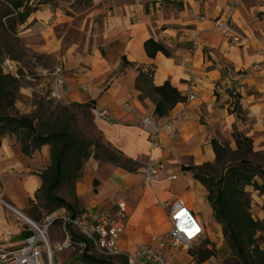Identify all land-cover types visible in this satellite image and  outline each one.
I'll return each mask as SVG.
<instances>
[{
	"label": "crops",
	"instance_id": "obj_1",
	"mask_svg": "<svg viewBox=\"0 0 264 264\" xmlns=\"http://www.w3.org/2000/svg\"><path fill=\"white\" fill-rule=\"evenodd\" d=\"M93 2L88 20L94 27L100 25L98 45L91 53L80 52L78 46H74L62 54L50 73L45 72L52 81L48 89L60 92L58 101L67 106L93 102L90 109L92 122L105 144L124 158L138 163L140 169L128 173L90 158L75 184L78 214L109 209L118 202H124L128 219L119 247L126 252H131L138 245H150L167 232V211L161 204L176 199L183 200L202 225L214 223L215 231H220L221 226L214 222L206 200L205 188L193 179L191 172L182 168L214 163L211 141L229 139L235 128L238 119L230 113L225 100L217 99L216 92L240 87L244 82L255 85L259 74H262L254 71L250 80L249 76L242 78L239 73L255 70L264 63V0ZM228 13H231L229 17ZM225 18H230L246 37L244 46L227 43L213 27L212 20ZM75 20L77 18L67 17L65 13H31L24 29L30 33L31 25L36 28L34 32L40 28L42 44L36 50L42 52L58 47L57 43H52L56 24L72 25ZM149 39L166 47L171 57L158 53L154 59L148 58L143 44ZM122 58L130 66L122 68ZM188 66L197 76L191 88L196 98L186 104H177L160 119L161 122L172 121L179 132L172 140L164 137L161 148L152 150L147 142L151 129L143 128L141 120L153 117L156 97L135 88L139 70L153 73L152 86L169 82L183 96L190 87L185 76ZM56 67L62 69L60 87L50 75ZM123 105H128L130 111H126ZM15 108L23 112L17 102ZM103 110L110 114L111 122L94 114V111ZM149 158L161 159L166 167L165 174L146 182L139 171L144 168L142 159ZM49 163L48 146H42L28 157L21 153L14 137H0L2 201L29 219L25 214L29 211L30 201L36 203L34 196L41 186L38 174ZM167 175H174L175 179L168 181ZM247 191L251 194L252 216L264 223V195L253 192L251 188ZM6 216L0 205V245L8 249L19 247L28 236L27 228H22L23 222L20 221L21 226ZM207 216L212 220H207ZM58 229L55 231L54 225L49 230L52 243L62 241ZM58 259L60 264H82L75 252H64L58 255Z\"/></svg>",
	"mask_w": 264,
	"mask_h": 264
},
{
	"label": "trees",
	"instance_id": "obj_2",
	"mask_svg": "<svg viewBox=\"0 0 264 264\" xmlns=\"http://www.w3.org/2000/svg\"><path fill=\"white\" fill-rule=\"evenodd\" d=\"M31 0H2L9 5L10 10L4 16L14 17L19 24L25 23L34 11L28 8ZM46 4L47 0L40 1ZM87 2V0H86ZM143 49L146 56L154 59L160 53L166 58L171 54L162 44L149 39L144 42ZM130 66L122 58L121 67ZM152 72L139 70L135 88L138 91H147L156 97L154 101L153 117L162 119L179 103L184 102V97L169 82L154 87L150 84ZM0 70V137H14L20 145V151L26 156H31L42 146L50 149V163L44 171L38 174L41 186L30 201L28 214L37 202L42 203L46 215L59 210H66L76 214L74 206L61 195L64 192L76 204L75 184L81 177L84 164L90 159L109 163L128 173H135L140 169L138 163L126 159L123 155L109 146L101 145L94 139L84 137L80 132H75L73 127L75 119L68 114V109L56 106L51 110L47 105L39 104L37 109L23 115L15 108L21 85ZM51 101V100H49ZM93 102L70 105L72 108L90 110ZM234 110V109H233ZM231 110L236 119L239 115ZM232 138L236 150L231 151L228 146L211 141L215 155V165L228 161L218 178L206 172L211 164L200 167H184L183 171L191 172L193 179L199 182L206 190V200L210 205L215 223L221 226V234L226 248L224 254L230 258L224 264H264V223L251 214V194L247 191L264 195V167L250 162L248 155L251 153L252 141L235 128ZM27 236V235H26ZM190 255L197 264H203L219 255L215 245L206 241L203 246L195 248ZM118 263L111 262L108 258L83 254L79 257L82 264H127L123 258H118Z\"/></svg>",
	"mask_w": 264,
	"mask_h": 264
},
{
	"label": "built area",
	"instance_id": "obj_3",
	"mask_svg": "<svg viewBox=\"0 0 264 264\" xmlns=\"http://www.w3.org/2000/svg\"><path fill=\"white\" fill-rule=\"evenodd\" d=\"M227 15L229 17L231 13ZM212 24L227 43L237 47L246 44V37L230 18L214 19ZM262 55L264 62V49ZM0 70L2 74L16 80L22 78L20 65L13 60L1 61ZM61 74L62 69L60 67H56L50 74L55 79L57 87L62 85ZM185 76L190 87L183 95V104L194 101L196 98L191 93V88L194 87L197 76L193 73L191 66L185 68ZM47 95L49 100H59L61 98V93L57 90L50 91ZM123 108L130 111L128 105H123ZM94 114L104 121L111 122L112 120L107 111H94ZM179 116H177V119L180 118ZM141 126L145 129H151L147 134V142L152 150L161 148L164 137L167 140H172L179 132L173 126L172 121L161 122L160 119L155 117L142 119ZM165 167L166 165L161 159L153 160L149 158L146 166L142 169L145 181L149 182L165 174ZM166 179L173 181L175 176L167 175ZM0 204H3L16 220L23 222L28 233L24 243L19 247L8 249L0 245V264H54L56 254L75 251L78 257L84 253L108 259L120 257L127 264H197L190 252L199 246H203L206 241L212 243L209 236L206 238L205 226L187 209L181 199L161 204L162 209L167 211L169 223L167 232L154 243L138 245L131 252L122 251L119 247L124 225L128 219L127 206L124 202H118L109 209L86 214H71L62 209L47 215L41 222H34L25 218L1 199ZM58 223L62 241L52 243L49 230ZM181 228L184 231H181ZM193 229H198V231L190 238L187 233ZM214 235L220 239L221 245H223L221 230L215 231ZM210 261L211 259L203 264H208Z\"/></svg>",
	"mask_w": 264,
	"mask_h": 264
},
{
	"label": "rangeland",
	"instance_id": "obj_4",
	"mask_svg": "<svg viewBox=\"0 0 264 264\" xmlns=\"http://www.w3.org/2000/svg\"><path fill=\"white\" fill-rule=\"evenodd\" d=\"M40 1L45 0L30 1L28 8L32 11L34 10L32 13H65V16H72L77 18V20L71 22L72 25H66L64 22L56 24L57 28L54 29V40L52 43H57L58 47L53 50L48 48L42 52H38L36 49L42 44L39 33L40 28L34 32L36 28L34 25H31L30 33L26 32L24 24L20 25L16 17H14L16 13H13L9 17L4 16L8 13L10 7L7 3L0 0V62L10 59L20 65V75L22 78L19 83L21 89L16 102L23 109L21 113L29 115L37 109L39 104L47 105L49 103L47 106L51 110H54L56 106L66 107L68 114L75 119L73 127L75 132H80L84 137L94 139L101 145L107 146L92 122L93 115L90 110L72 108L71 106L62 104L58 100L49 101L47 95L50 92L48 87L52 83L47 73H50L52 68L59 63V57L74 46H78L77 49L80 52L91 53L99 43L100 25L94 27L92 21L88 20L89 13H92L94 0H87V2L86 0H47L46 4H41ZM262 69L264 70V63H261L260 67L255 70L250 69L239 73L242 78L249 76L250 80L254 77V71L262 73L259 74L258 81L256 79L257 84L252 85L250 82H244L240 87H237L240 88L238 91L237 88H228L227 91L216 92V97L218 100L221 98L225 100L224 102L228 104V109L230 111L234 109L233 111L239 115L240 119L237 120L235 129L245 137L249 136L252 141L251 153L248 155L247 160L264 167V73ZM26 110L28 111L25 113L24 111ZM218 142L228 146L231 151L236 150L232 133L229 139H223ZM228 157H230L228 161H223L218 166L212 163L206 169V172L214 176V178H218L222 173V169L225 168L228 162H231L229 161L232 159L231 156ZM147 162L148 159H142L143 167L146 166ZM139 173L143 175L142 169ZM61 195L65 196L66 200L78 212L76 204L68 196L70 194L61 192ZM0 199L2 200L1 197ZM0 205L7 215L6 218L13 219L16 223H19L21 226L23 225L9 214V211L3 204ZM41 207L42 203L37 202L36 207L31 210L34 211L32 212L34 216L28 213L25 215L30 220H34V222H41L47 216ZM206 218L209 221L212 220L211 217L207 216ZM58 227L59 223L55 225V231ZM215 227L214 223L209 222L205 226L206 238L209 236L216 250L219 251V255L212 258L208 264H224L225 260L230 257L228 253L224 254L226 252L224 243L221 245L220 239L214 235ZM22 228L25 229V225ZM58 255L60 254L55 255L54 264H60ZM109 260L113 263H118L119 261L116 257L109 258Z\"/></svg>",
	"mask_w": 264,
	"mask_h": 264
},
{
	"label": "snow or ice",
	"instance_id": "obj_5",
	"mask_svg": "<svg viewBox=\"0 0 264 264\" xmlns=\"http://www.w3.org/2000/svg\"><path fill=\"white\" fill-rule=\"evenodd\" d=\"M181 215H183V213H181ZM181 231H184L183 228H181ZM198 231V229H193L191 231H188V236L191 238L193 235H195V232Z\"/></svg>",
	"mask_w": 264,
	"mask_h": 264
},
{
	"label": "bare ground",
	"instance_id": "obj_6",
	"mask_svg": "<svg viewBox=\"0 0 264 264\" xmlns=\"http://www.w3.org/2000/svg\"><path fill=\"white\" fill-rule=\"evenodd\" d=\"M169 65H172L171 62H169Z\"/></svg>",
	"mask_w": 264,
	"mask_h": 264
}]
</instances>
